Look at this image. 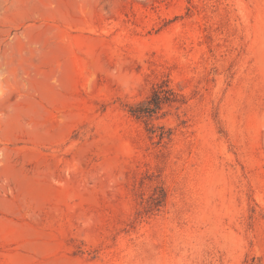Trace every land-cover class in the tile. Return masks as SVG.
Listing matches in <instances>:
<instances>
[{"label": "rangeland", "instance_id": "1", "mask_svg": "<svg viewBox=\"0 0 264 264\" xmlns=\"http://www.w3.org/2000/svg\"><path fill=\"white\" fill-rule=\"evenodd\" d=\"M0 264H264V0H0Z\"/></svg>", "mask_w": 264, "mask_h": 264}, {"label": "trees", "instance_id": "2", "mask_svg": "<svg viewBox=\"0 0 264 264\" xmlns=\"http://www.w3.org/2000/svg\"><path fill=\"white\" fill-rule=\"evenodd\" d=\"M168 95H175L172 89H165L163 85L154 89L152 97L144 103L130 107V112L134 116H141L144 114H152L159 110L170 98Z\"/></svg>", "mask_w": 264, "mask_h": 264}]
</instances>
